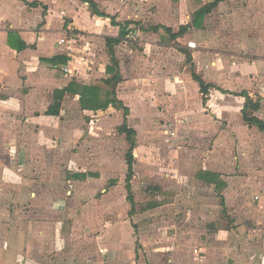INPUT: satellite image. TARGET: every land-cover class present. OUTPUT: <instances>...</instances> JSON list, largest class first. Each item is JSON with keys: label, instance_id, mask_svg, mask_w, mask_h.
Wrapping results in <instances>:
<instances>
[{"label": "crops", "instance_id": "obj_1", "mask_svg": "<svg viewBox=\"0 0 264 264\" xmlns=\"http://www.w3.org/2000/svg\"><path fill=\"white\" fill-rule=\"evenodd\" d=\"M215 1L0 0V153L4 147L7 157L0 155V178L3 175H13L16 178L22 175V179L23 169L29 171L31 159L39 158L33 154H42L44 157V145H52L55 139L61 140V144L77 146L76 136L82 131L77 122L72 120L75 118L74 114H77V118L114 114L112 123L118 130L126 119L129 122L130 109H134V105L143 96L134 76L124 74L121 58L117 53L121 47L130 42L139 43L143 47L139 54L132 50L125 54L129 57L134 55L131 57L135 59L134 66L152 52L153 57L148 60L159 65L162 58L158 59V56H162L163 51H172L173 57L176 51L182 59L192 56L195 70L193 74L211 86L206 97L189 72L183 75H159L154 90L151 89L152 95L172 97L175 103H182L178 111L182 115V121H186V126L182 127L186 128L183 133L189 131L191 137H199L198 142L203 144L211 142L217 146L218 142L227 137V132L224 133L226 130L222 128L224 121L220 115H223L228 120L225 128L237 131L241 146L249 145L251 152L244 153L245 159L239 169L240 172L246 171L248 178L234 173L230 168L221 169L216 154H208V158L202 161L200 175L223 179L219 188L217 186L211 190L215 196L216 192H223L224 197L220 204L216 200L204 202L203 208L206 211L198 218L197 228L190 229L186 238L191 236L192 242H198L196 249L201 257L199 256L197 264H264V181L259 182V178L264 180V156L252 148L258 144L259 136L263 138L264 134L249 126L243 117L247 100H250L258 105V109L254 110L249 106L248 113L264 122V33L260 32V29H264V0H248V7L239 10V0H224L211 9L203 20H197V13ZM249 7H257L258 18L253 14L244 17L251 10ZM224 10L229 12L223 14ZM228 16L237 17L239 24L224 25V22L229 21L226 20ZM254 19L259 24L255 29L259 30L256 34H253ZM239 25L243 28L238 29ZM124 29L128 34L122 37ZM181 29L184 32L181 33ZM108 39L119 40L115 47L119 70L113 72L110 71L114 65L109 57ZM62 40H66L65 43ZM77 43H85L88 47L86 50H90L89 61L93 64V71L99 65L95 74L83 77L73 73L78 54L84 51L83 46L80 47ZM190 44H195L196 47L190 48ZM158 48H161L159 54ZM164 61L165 65L169 62V69L175 70L174 58L170 54H166ZM142 66L138 64L135 69L139 72L143 70ZM65 68L70 73H65ZM71 84L75 85V92H66L59 102L61 106L58 114H47L58 103L55 99L56 92L66 90ZM107 85L115 88L109 91L105 88ZM82 87H97L100 99H117L123 103L124 108L129 109V115L126 116L124 108L112 104L96 111L85 109L80 99ZM165 102L170 103L168 99ZM208 102L211 110L207 107ZM77 108L79 109L76 110ZM93 122L91 121L90 126L87 125V128L90 127L89 137L92 142V137L95 136ZM172 125L178 127L176 123ZM253 132L256 133L253 137L245 135ZM72 137L74 140L70 142ZM124 139L126 147L129 144ZM75 156L72 165L79 160V155L75 153ZM245 160L248 162L245 163ZM105 161L108 162V159ZM106 169L90 173L74 170L69 183L76 188L78 185L94 187L93 184L97 183L100 189L111 179ZM227 171L236 176L227 177ZM13 183L5 184L0 180V238L8 242L11 236L12 246L16 242L17 247L19 240H22L23 246L20 251L19 247L15 250L0 245V264H20L19 255L29 253V249L23 248L29 227L24 231L19 230L17 225L15 236H12L13 231L9 232V221L12 218L10 219L11 212L8 209L14 203L10 200L11 195L18 193V189L24 193V185L28 187V184H22V188H18ZM81 190L76 189L77 194ZM84 193L91 192L87 190ZM23 196L21 203H27V195ZM108 196L109 193L103 197L104 203ZM210 208L212 211L207 215ZM12 223L14 224L11 221V225ZM46 234L43 229L37 234L39 255L44 252L43 245L40 250V243L45 242ZM49 236L54 242L61 238L56 229L52 234L50 231ZM114 239L113 236L108 238L110 241H115ZM168 239L171 241L172 238L167 235L158 240L168 242ZM158 246L157 252L165 254V261L158 264L195 263L193 253L196 249L186 250L185 246L175 250ZM106 247L108 256H105L103 264H111V257L117 251L120 258L121 253L124 255L125 249H117L116 244L110 248L107 241ZM134 253L137 256L135 250ZM129 254H133L132 250ZM74 259L69 256V262L64 264H79V259ZM82 263L85 264V261Z\"/></svg>", "mask_w": 264, "mask_h": 264}, {"label": "rangeland", "instance_id": "obj_2", "mask_svg": "<svg viewBox=\"0 0 264 264\" xmlns=\"http://www.w3.org/2000/svg\"><path fill=\"white\" fill-rule=\"evenodd\" d=\"M248 3V0H239L238 10L247 8ZM249 8L251 10L244 17L253 14L255 18H258L256 16L259 12L256 11L257 7ZM227 12L229 11L224 10L223 14ZM226 20L229 21L224 22V25L239 24L235 16H228ZM254 20L253 34H256L259 30L255 31V29L259 24L256 22L257 19ZM240 28L243 27L239 25L238 29ZM260 32L264 33V29H260ZM76 45L83 46L84 51L78 54L76 69L73 73L83 77L90 73L95 74L99 65L95 68L96 71L95 69L93 71V64L89 61L91 60L90 50H86L88 47L85 43ZM142 48L139 43L130 42L117 50L124 74L134 76L137 87L142 89L141 95L143 96V99L134 105V109L131 108L133 111L130 109L128 118L130 127L136 131L137 140V148L134 151V176L131 179L130 188L127 181L128 164L126 160L129 145L124 146L126 135L119 133L118 127L112 123L114 114H94L81 118H77V114H74L75 118L72 120L77 122L79 130L82 131L79 136H76L77 146L68 143L61 144L63 143L61 140L55 139L52 145H44L46 150L44 157L42 154H33L39 158L31 159L28 166L29 171L23 169L22 179V175L17 178L13 175H9L10 177L3 175V179L0 178L5 184H11L13 181V185L18 188H22V184H28L29 187L27 189L28 187L24 185V193L18 189V193L11 195L10 200L14 203L11 209H8L11 212L10 219L12 218L9 221V232L13 231L12 236H15L17 225H19V230L24 229V231L27 226L29 227L30 236L27 233L23 247L29 249V253L19 255L20 264L26 261L29 264H64V262H69V256L73 259L77 257L79 264L80 262L83 264L84 261L85 264H103L108 254L105 251L108 248L106 247L107 241L110 248L116 244L117 249H125L124 255L121 253V258L118 251L111 257V264H158L165 261V254L157 252L158 245L175 250L186 246V250L193 251L198 247V242L197 240L192 242L191 236L188 239L186 236L191 232L190 229L197 228L198 218L203 215V211H206L203 208L204 202L216 200V203L220 204L224 197L223 192H216L215 196L211 190L217 186L219 188L223 179L200 175L199 169L202 167V161L208 158V154H216L221 169L230 168L234 173L248 178L246 171L240 172L239 169L242 160L245 159L244 153H250L251 149L248 148L249 145L241 146L237 131L225 128L228 120L223 115L218 114L224 121L222 128L226 130L224 133L227 132V137L223 138L220 143L218 142L217 146L211 142L203 144L201 141L198 142L199 137L194 135L191 137L189 131L183 133L186 128L182 127L186 126V121H182V115L178 111L182 103H175L172 97L152 95L151 89L154 90L159 75H183L188 72L193 74L195 72L193 57L182 59L176 51H174V57L172 51H163L162 56H158V59L162 58L159 65L155 61L148 60L151 56L153 57L152 52L150 56H144V60L143 58L142 61L139 60L140 63L137 62L143 65V70L139 73L135 69L138 64L134 66L135 59H131L134 55L131 57L126 55L130 50L135 54L140 53ZM160 49L158 48V54ZM166 54L174 58L175 70L169 69V62L165 65ZM105 88L110 91L115 87L107 85ZM166 99L170 101L169 104L165 102ZM207 107L209 108V102ZM91 121H94L92 123L95 132V136L92 137L94 142L89 137L90 127L87 128ZM172 123H176L178 127H174ZM237 123L240 124L239 121ZM253 134L256 133L245 135L253 137ZM71 140L70 142H73L74 138L72 137ZM257 142L258 144L252 148L264 156V137L259 136ZM50 146L54 147L50 148ZM75 153L79 155V160L72 165V159L76 158ZM0 155L7 158L4 147ZM106 159L108 162L105 161ZM244 167L246 168L245 165ZM79 169L86 173L106 169L111 179L100 189L97 183L93 184L94 187L78 185L76 188L69 181L73 178L71 174L74 170ZM227 173V177L236 176L228 171ZM263 181V178H259V182ZM118 182L121 183L117 184ZM76 189L82 190L77 194ZM87 190L91 193L85 194ZM108 193L109 196L104 203L103 197ZM23 194L27 195V203L25 201L21 203L24 200ZM130 196L135 201L134 208L130 202ZM211 211L210 208L206 214L209 215ZM11 221L14 224L11 225ZM42 229L47 234L45 242L40 243V250L41 246H44V254L40 252L39 255L37 234ZM54 229L61 235L56 242L49 238V232L51 231L52 234ZM167 235L172 238L171 241L169 239L168 242L158 240ZM111 236L115 237V241L108 240ZM22 243V240H19V245L16 247V242L12 246L11 236L8 242L0 238V245L3 244L4 248L17 250L19 247L18 250L21 251ZM130 250L133 252L132 255L129 254ZM146 250H148L147 253ZM193 254L194 264H197L201 254L197 249Z\"/></svg>", "mask_w": 264, "mask_h": 264}, {"label": "trees", "instance_id": "obj_3", "mask_svg": "<svg viewBox=\"0 0 264 264\" xmlns=\"http://www.w3.org/2000/svg\"><path fill=\"white\" fill-rule=\"evenodd\" d=\"M224 0H216L214 3L206 5L205 7H203L198 13H197V20H203L205 15L213 8L217 7L218 4L220 2H222ZM94 10H95V6ZM98 15H100V13L98 12ZM181 33L184 32V29H181L180 31ZM128 31H126V29H124L122 37L127 36ZM178 36V35H175ZM119 40L117 39H108L107 40V45H108V52H109V57L111 58V61L114 65V68H111L110 71L113 72V70H119V66H118V61L117 58L115 56V47L116 45H118ZM189 56V55H188ZM119 75V73L117 74ZM193 78L195 81H197L200 85L201 88V93L203 94L204 97H206L208 95V91L209 88L211 86L207 85L199 76H197L196 74H193ZM66 92H75V85L71 84L66 90L63 91H57L56 92V96L55 99L58 101V103L55 104V106H53L52 108L49 109V111L47 112V114L49 115H57L60 109L61 104L59 103L60 101H62V99L64 98V95L66 94ZM98 92L99 89L97 87H82L81 88V93L80 94V99H81V104L85 109H91V110H100V109H106L109 105H114L115 107L118 108H124L123 103L118 101L117 99H114L112 101H103L102 99H100V97L98 96ZM246 98L248 99V96H246ZM252 103L250 100H247V103L245 105V110L243 112V117H244V121L251 127H255L257 128L261 133L264 134V122L259 120L258 118L254 117L253 114L248 113V107L250 106L252 109L257 110L258 109V105L257 104H250ZM125 110V114L126 116L129 115V109L128 108H124ZM119 133L126 135V140L129 144V150L126 154V160H127V164H128V176H127V181H128V187L130 188L131 185V179L134 176V151L136 149V131L131 128L128 125V121L127 119L125 120L124 124L119 128ZM131 197V196H130ZM130 202L132 204V207L134 208L135 205V201L134 199L131 197Z\"/></svg>", "mask_w": 264, "mask_h": 264}, {"label": "built area", "instance_id": "obj_4", "mask_svg": "<svg viewBox=\"0 0 264 264\" xmlns=\"http://www.w3.org/2000/svg\"><path fill=\"white\" fill-rule=\"evenodd\" d=\"M65 41H66V40H62L61 42H62V43H65ZM189 46H190V48H195V47H196L195 44H190ZM64 71H65V73H70V70H69L68 68H65ZM256 199H258V198H256Z\"/></svg>", "mask_w": 264, "mask_h": 264}]
</instances>
